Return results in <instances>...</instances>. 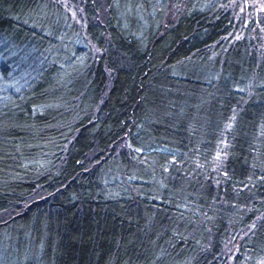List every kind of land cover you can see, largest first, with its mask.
Returning <instances> with one entry per match:
<instances>
[{"label": "trees", "instance_id": "trees-1", "mask_svg": "<svg viewBox=\"0 0 264 264\" xmlns=\"http://www.w3.org/2000/svg\"><path fill=\"white\" fill-rule=\"evenodd\" d=\"M250 31L264 0H0V264H261Z\"/></svg>", "mask_w": 264, "mask_h": 264}, {"label": "rangeland", "instance_id": "rangeland-1", "mask_svg": "<svg viewBox=\"0 0 264 264\" xmlns=\"http://www.w3.org/2000/svg\"><path fill=\"white\" fill-rule=\"evenodd\" d=\"M251 1V0H250ZM70 10H72V9H70ZM165 11L168 13V14H170V12H169V10H168V8H166L165 9ZM78 12V11H77ZM77 12H74L73 10L71 11V14L73 15H75V13H77ZM172 16V15H171ZM76 20H78L79 21V18H76ZM245 22H247L248 23V19H245ZM244 25H246V24H244ZM246 31V30H245ZM237 39H240L241 41L239 42V43H241V46H242V44L244 43L245 44V46H246V49L248 50V51H246V52H248V53H246L247 55L249 54V53H251V55H254L255 54V60H256V62H257V64L262 60V58L261 57H259V56H262V47H264V42H263V40L261 39V37L259 38V36H258V34L256 33V32H253V33H251V31H250V33L249 34H244V36H243V34H241V36L240 37H238ZM213 169H215V170H217V166L216 167H213Z\"/></svg>", "mask_w": 264, "mask_h": 264}, {"label": "snow or ice", "instance_id": "snow-or-ice-1", "mask_svg": "<svg viewBox=\"0 0 264 264\" xmlns=\"http://www.w3.org/2000/svg\"><path fill=\"white\" fill-rule=\"evenodd\" d=\"M136 151H141L140 149H136ZM216 159L219 161L221 158L219 156L216 157ZM168 169L166 168L165 171H167ZM225 176H227V172L224 173ZM261 264H264V261H261Z\"/></svg>", "mask_w": 264, "mask_h": 264}]
</instances>
